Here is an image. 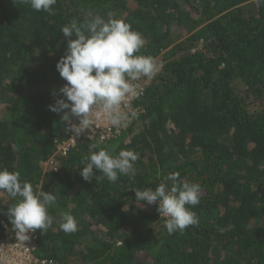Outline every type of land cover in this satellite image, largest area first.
<instances>
[{
	"label": "trees",
	"instance_id": "1",
	"mask_svg": "<svg viewBox=\"0 0 264 264\" xmlns=\"http://www.w3.org/2000/svg\"><path fill=\"white\" fill-rule=\"evenodd\" d=\"M89 12L129 23L145 40L135 54L160 68L120 133L82 137L55 155L69 138L63 112L48 107L66 83L56 68L67 49L60 30ZM100 149L134 151L135 175L109 182L94 170L97 178L85 181L82 161ZM0 168L55 196L52 226L36 230L38 257L264 264V0H57L50 12L0 0ZM173 172L199 183L201 194L187 206L198 224L169 234L157 206L138 202L134 189L154 190ZM17 199L0 190V236L2 221L14 231L7 209ZM65 214L74 216L75 232L61 230Z\"/></svg>",
	"mask_w": 264,
	"mask_h": 264
},
{
	"label": "clouds",
	"instance_id": "2",
	"mask_svg": "<svg viewBox=\"0 0 264 264\" xmlns=\"http://www.w3.org/2000/svg\"><path fill=\"white\" fill-rule=\"evenodd\" d=\"M19 2L30 4L36 11L50 12L57 0ZM87 15L89 18L83 22L73 19L60 30L67 40V49L56 68L66 83L58 92L53 90L55 102L48 106L54 113L63 112L61 121L76 136L101 123L114 127L130 123L138 115L130 104V97L135 95L132 82L142 76L150 80L158 71L153 57L135 54L143 48L145 40L129 23L113 17L105 20L91 12ZM137 159L138 155L132 150L122 149L112 155L100 149L84 157L79 173L85 181L91 182L97 178L94 170H98L109 182H115L120 175H135ZM20 176L19 171L0 168V190L19 198L8 207L7 216L15 233L27 241L30 232L46 231L52 226L53 217L48 208L55 196L43 190L34 191L31 183L22 181ZM168 181L172 182L170 187ZM134 191L138 202L157 206L169 234L199 222L195 212L187 206L200 203L201 186L181 180L178 172L168 174L154 190ZM60 228L66 233L75 232L74 216L65 214Z\"/></svg>",
	"mask_w": 264,
	"mask_h": 264
},
{
	"label": "built area",
	"instance_id": "3",
	"mask_svg": "<svg viewBox=\"0 0 264 264\" xmlns=\"http://www.w3.org/2000/svg\"><path fill=\"white\" fill-rule=\"evenodd\" d=\"M135 86V95L130 97L131 108L133 101L140 97L146 88L143 82L133 81ZM123 127H114L110 124L101 123L98 127H93L90 130L76 136L74 133L68 131L67 125L65 126L66 133L69 138L58 144L56 154L66 155L69 150L76 145L78 139L85 137L89 139L97 138L99 140H106L115 134L120 133ZM54 157V156H53ZM51 158L53 162L54 158ZM4 229L3 236H0V264H58L55 261H50L46 258L38 257L35 254L37 244V231L29 233V239L25 241L15 231L11 230L9 224L5 221L1 222Z\"/></svg>",
	"mask_w": 264,
	"mask_h": 264
},
{
	"label": "rangeland",
	"instance_id": "4",
	"mask_svg": "<svg viewBox=\"0 0 264 264\" xmlns=\"http://www.w3.org/2000/svg\"><path fill=\"white\" fill-rule=\"evenodd\" d=\"M256 2H258V0H256ZM159 68H160V65H159L158 69H159ZM151 80H152V79H150V80L148 79V80H146V81L143 82V83L145 84L146 87H147V85H149V83L151 82ZM55 153H56V152H55ZM48 165L51 166V163L49 162Z\"/></svg>",
	"mask_w": 264,
	"mask_h": 264
}]
</instances>
